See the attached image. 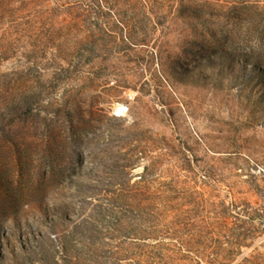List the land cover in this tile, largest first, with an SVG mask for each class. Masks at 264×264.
I'll list each match as a JSON object with an SVG mask.
<instances>
[{
    "label": "rangeland",
    "instance_id": "rangeland-1",
    "mask_svg": "<svg viewBox=\"0 0 264 264\" xmlns=\"http://www.w3.org/2000/svg\"><path fill=\"white\" fill-rule=\"evenodd\" d=\"M36 9L0 67V264H111L120 224L184 228L214 203L264 224V0Z\"/></svg>",
    "mask_w": 264,
    "mask_h": 264
},
{
    "label": "trees",
    "instance_id": "trees-1",
    "mask_svg": "<svg viewBox=\"0 0 264 264\" xmlns=\"http://www.w3.org/2000/svg\"><path fill=\"white\" fill-rule=\"evenodd\" d=\"M153 1L141 0V4L146 7ZM228 4L224 1L216 6L226 8ZM36 14V0H0V36L7 24L12 38L8 47L0 39V67L18 51ZM238 208L237 201L229 206L214 203L210 211L203 206L194 223L184 228L123 231L120 224L113 230L121 239L110 250L111 264H264L263 250L255 248L249 255L243 251L262 232L264 224H256L262 215L248 203Z\"/></svg>",
    "mask_w": 264,
    "mask_h": 264
},
{
    "label": "bare ground",
    "instance_id": "bare-ground-1",
    "mask_svg": "<svg viewBox=\"0 0 264 264\" xmlns=\"http://www.w3.org/2000/svg\"><path fill=\"white\" fill-rule=\"evenodd\" d=\"M120 112V111H119Z\"/></svg>",
    "mask_w": 264,
    "mask_h": 264
}]
</instances>
